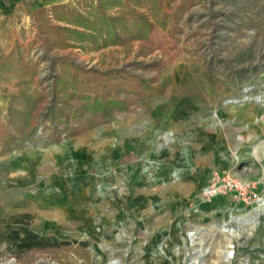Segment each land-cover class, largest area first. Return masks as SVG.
Here are the masks:
<instances>
[{
  "label": "rangeland",
  "instance_id": "rangeland-1",
  "mask_svg": "<svg viewBox=\"0 0 264 264\" xmlns=\"http://www.w3.org/2000/svg\"><path fill=\"white\" fill-rule=\"evenodd\" d=\"M0 1V264H264V0H165L174 34L142 0L136 9L152 27L149 40L63 49L51 32L66 22L52 18L47 0ZM63 59L149 80L143 108L138 98L89 129L74 120L79 132L57 142L47 118L58 108ZM188 105L196 112L184 124L174 111ZM213 122L225 135L222 158L187 190L183 175L195 166H183L185 147L198 146L196 126L208 132ZM181 170L180 183L164 181ZM216 170L255 182L259 199L232 197L229 211L199 199ZM141 177L149 184L136 186ZM146 188L152 201L135 203ZM24 226L70 243L23 250L14 238ZM223 228L238 234L229 260Z\"/></svg>",
  "mask_w": 264,
  "mask_h": 264
},
{
  "label": "trees",
  "instance_id": "trees-1",
  "mask_svg": "<svg viewBox=\"0 0 264 264\" xmlns=\"http://www.w3.org/2000/svg\"><path fill=\"white\" fill-rule=\"evenodd\" d=\"M161 29L171 34L173 15L164 8L165 0H149ZM83 9L66 3L50 4L52 18L66 25L52 27L53 45L61 49L81 47L84 42L91 46H107L108 43L122 45L132 40L150 39L151 29L145 15L138 7L142 0H78ZM119 7L115 15L108 14L109 8ZM46 7L38 8L45 11ZM180 6L178 7V9ZM132 15V16H131ZM6 21V18H3ZM2 21V25H3ZM171 23V24H170ZM146 54L145 52H142ZM60 70L55 76L54 90L57 92L58 108L47 118L49 135L59 142L66 135H75L79 129L72 126L74 120L84 118L82 129H89L108 122L115 111L127 109L138 98L144 97L143 86L150 83L141 76L119 75L114 71L103 73L87 69L69 59L60 61ZM16 239V240H15ZM14 241L24 249L53 248L69 245L70 241H58L34 233L28 227L15 232Z\"/></svg>",
  "mask_w": 264,
  "mask_h": 264
},
{
  "label": "crops",
  "instance_id": "crops-1",
  "mask_svg": "<svg viewBox=\"0 0 264 264\" xmlns=\"http://www.w3.org/2000/svg\"><path fill=\"white\" fill-rule=\"evenodd\" d=\"M68 1H72V0H47V2L50 4L61 3V2L63 3V2H68ZM0 3H1V1H0ZM193 92H195V91H193ZM189 97H190V95L187 98H189ZM191 97H193V96H191ZM144 99H146V98H142V99L140 98L136 103L137 106L140 103V101L144 100ZM140 104L141 105H139V106H142V108H143L144 105L142 104V102ZM195 109L196 108L189 107V105H188V107L183 106V108L180 109L179 111L178 110L174 111L175 116H173V117L180 119L181 123L184 122V124H185L186 119L190 118L189 116H191L192 114H194L196 112ZM231 114H232V112H231ZM250 119H251L250 117H248V118L244 117L243 124L244 125L247 124L250 126L251 122L254 123L253 120H250ZM214 124H215V122L208 124L209 126L210 125L213 126V127H211L212 129H209L208 132L202 131L203 126L201 124L196 126L195 132H198V136H199L198 137L199 138L198 146H191V144L189 143L185 147V152L183 153V161H182L185 165H183V164L182 165L185 166V168L186 167L189 168L191 164H194V166H195L194 172L184 173L182 170H184L185 168L184 169L182 168V170H181L182 172H176L175 171L173 173L171 172V174H169L167 176L164 175V178H165L164 181L165 182L174 185V183H180L184 177L185 179L187 178L186 180H187L188 185H189V186H187L188 187L187 190L193 189V186H195V185L201 186L202 181H200V178H201L200 176L203 175L204 171L207 170V167L212 164L211 162L215 163L216 161H219V159L222 158L220 156L221 153H220L219 149L222 148L223 146H219L218 141L224 140L225 135L222 134L220 131H218L216 126H214ZM233 124H237V123H233ZM185 130H186V128L184 127L180 131H177L176 132L177 134L174 138H176L178 140L180 138L178 135L185 133ZM204 134L206 135V139L208 141V144H205L203 141L202 137ZM261 139H262V137L260 136L258 144L261 143ZM211 143H216V145H214L212 147L213 144H211ZM208 146H210L211 149L207 151L206 148H208ZM132 152H133V149H132ZM133 153H135V152H133ZM188 168H186V169L188 170ZM183 173H184V175H183ZM182 175H183V177H182ZM144 182L145 181H143V178L141 177V178L136 179L134 184L136 186H139V187L141 185L146 186L147 184H149V183H146V182L144 183ZM172 188L174 189V187H172ZM180 188H181V186L178 187L177 190H180ZM147 189L148 188H146L143 191L142 190L140 191V194L134 200L135 203L138 204L140 202H143V199H144V201H147V200L152 201V198L154 195L150 191L149 192L150 198H149L147 195L148 194ZM149 190H151V189H149ZM217 200L222 201L223 206H227V205H229V207H231L233 205L237 206L236 203L234 202V199L232 198V196H219V197H216V199H213V202H216ZM224 204H226V205H224ZM151 206H152V204H151ZM231 209H232V207L231 208H227V207L223 208V210H227V211H229Z\"/></svg>",
  "mask_w": 264,
  "mask_h": 264
},
{
  "label": "built area",
  "instance_id": "built-area-1",
  "mask_svg": "<svg viewBox=\"0 0 264 264\" xmlns=\"http://www.w3.org/2000/svg\"><path fill=\"white\" fill-rule=\"evenodd\" d=\"M199 189V199L213 200L219 196H231L235 200L246 203L249 200H258L256 184L253 181L241 180L233 174L219 173L217 170Z\"/></svg>",
  "mask_w": 264,
  "mask_h": 264
},
{
  "label": "bare ground",
  "instance_id": "bare-ground-1",
  "mask_svg": "<svg viewBox=\"0 0 264 264\" xmlns=\"http://www.w3.org/2000/svg\"><path fill=\"white\" fill-rule=\"evenodd\" d=\"M221 231H223L224 235H226V239H225L226 241L224 245V252H223L222 259L229 260L233 255V250H231L232 249L231 239L233 236H237L238 234L236 233L234 229L231 230V229L223 228L221 229ZM197 233H198V227H193L191 231L189 232V235L193 236L192 240L197 238L196 236Z\"/></svg>",
  "mask_w": 264,
  "mask_h": 264
}]
</instances>
